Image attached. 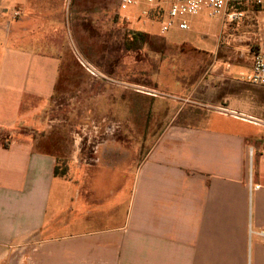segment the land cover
I'll list each match as a JSON object with an SVG mask.
<instances>
[{"label": "crops", "instance_id": "1", "mask_svg": "<svg viewBox=\"0 0 264 264\" xmlns=\"http://www.w3.org/2000/svg\"><path fill=\"white\" fill-rule=\"evenodd\" d=\"M67 11L78 35L106 33L104 0H0V264H264L257 234L264 227V125L218 111H188V120L183 109L182 120L171 119L152 144L126 146L106 127L110 136L91 153V133L98 132L76 136L74 120L73 149L63 157L60 132L46 135L36 111L20 112L19 103L48 99L59 80L57 49L51 61L33 57L43 39L60 29L71 33ZM111 81L99 73L63 98L80 115L88 108L115 115ZM28 85L29 97L13 105L12 95ZM52 114L53 108L49 123ZM117 144L127 154L122 163L101 154ZM59 163L66 174L54 176ZM124 175L132 208L123 218L118 187L108 193L102 183L117 184ZM109 197L116 205L110 210Z\"/></svg>", "mask_w": 264, "mask_h": 264}, {"label": "rangeland", "instance_id": "2", "mask_svg": "<svg viewBox=\"0 0 264 264\" xmlns=\"http://www.w3.org/2000/svg\"><path fill=\"white\" fill-rule=\"evenodd\" d=\"M104 1L105 34L103 28L100 30L94 24L101 36L98 32L78 35V31L71 27L72 12L67 11L64 17L68 21L66 27L69 24L71 28V35L67 29H60L56 37L42 40L45 44L35 50L33 60L51 61V56H55L52 54L54 48L57 49V55L63 62L58 70L59 80L51 87L53 92L48 99L19 103V110L23 114L37 112L36 126L44 134L60 132L61 156H69L72 152L73 138L69 132L73 130L71 122L74 120L79 124L75 128L76 136L83 135L80 130L85 133L98 132L91 133L93 137L88 149L91 153L96 144L110 136L104 132L106 127L114 128L117 132L112 137L126 146L133 144L136 147L142 142L152 144L158 132L171 119L175 123L182 120L184 112L180 114L177 111L183 109L187 115L188 111L193 114L195 111L213 113L217 112L214 108L229 105L264 120V87L250 85L245 79L251 72L246 50L255 47V34L260 25L264 27V9L242 6L239 11L243 17L238 26L236 22L222 23L210 19L203 11L194 17H187L190 25L188 31L172 29L161 34L157 24L144 25L121 19L122 14L130 17L134 11H120L116 0ZM140 30L147 32L143 38L136 36L142 33ZM50 41H53V47ZM99 73L112 79L108 85L115 90L112 104L115 103L117 114L109 115L103 108L99 112L88 108L80 115L75 113L79 110L74 112L68 108L64 95L74 94L79 85L98 78ZM32 88L28 85L20 95L13 94L11 103L14 105L18 98H22V101L28 98ZM39 89L46 91L49 87L41 85ZM53 102L55 105H52ZM57 104L58 110H55ZM52 108L55 120L49 123L51 116H47V111ZM189 115L188 120L193 118ZM119 128L121 132H118ZM124 148L117 144L115 150L103 154L105 150L102 149L101 154H114L115 159L122 163L127 157ZM143 152L139 151L140 154ZM110 166L106 169L115 173L116 167ZM58 169L66 174L64 164L59 163ZM127 175L117 184L102 183L108 193L116 190L114 186L118 187L117 200H121V205L118 203L117 209L121 207L123 218L132 208L131 184L125 177ZM109 199L108 210L116 206L115 197L106 198V201ZM110 224L108 221L107 225Z\"/></svg>", "mask_w": 264, "mask_h": 264}, {"label": "built area", "instance_id": "3", "mask_svg": "<svg viewBox=\"0 0 264 264\" xmlns=\"http://www.w3.org/2000/svg\"><path fill=\"white\" fill-rule=\"evenodd\" d=\"M120 11H134L131 16L121 15L125 21L141 22V24H157L159 32L164 34L172 29L188 31L187 17H194L205 11L210 19L222 23H241L242 6H256L264 9V0H116ZM19 16L14 11L12 18ZM255 47L247 48L251 72L245 77L246 82L257 87H264V27L261 25L255 34ZM241 40V39H240ZM235 41V39H233ZM216 111L251 123L262 124L259 119L236 112L226 106L214 108ZM258 187H254L257 189ZM264 240V227L257 233Z\"/></svg>", "mask_w": 264, "mask_h": 264}, {"label": "trees", "instance_id": "4", "mask_svg": "<svg viewBox=\"0 0 264 264\" xmlns=\"http://www.w3.org/2000/svg\"><path fill=\"white\" fill-rule=\"evenodd\" d=\"M136 36L143 38L144 36H146V34L138 33V34H136ZM62 175H64V172H60L58 167L56 166V168L54 169V176H62Z\"/></svg>", "mask_w": 264, "mask_h": 264}]
</instances>
